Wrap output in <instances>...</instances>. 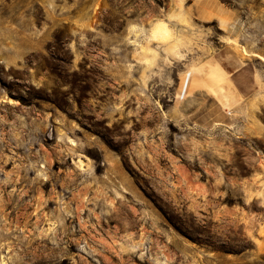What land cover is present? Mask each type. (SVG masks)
<instances>
[{"label": "rangeland", "instance_id": "rangeland-1", "mask_svg": "<svg viewBox=\"0 0 264 264\" xmlns=\"http://www.w3.org/2000/svg\"><path fill=\"white\" fill-rule=\"evenodd\" d=\"M168 14L192 44L182 60L149 41L146 67L133 25ZM251 52L264 55V0H0V261L264 264V63ZM212 60L228 73L216 95L198 74Z\"/></svg>", "mask_w": 264, "mask_h": 264}, {"label": "bare ground", "instance_id": "bare-ground-1", "mask_svg": "<svg viewBox=\"0 0 264 264\" xmlns=\"http://www.w3.org/2000/svg\"><path fill=\"white\" fill-rule=\"evenodd\" d=\"M216 14L217 13H214L213 11H206L205 14H202V16L204 19L208 20V19H212L213 17H216ZM174 16L169 15L167 20L166 19L151 20L149 28H146L143 24L133 25L134 26L133 30L135 31L136 36H134L135 38H133V37L131 38L130 43H131V45H133L135 47L136 56L139 58L138 62L145 65L146 67L147 66L150 67V66H153V64H155V62L159 56V52H158L157 48H153V47L149 46V43H148L149 41L157 42V44L162 43V44H164V46L166 45L165 53H167L169 55H174L178 59H182V60L184 59L183 54L180 51V48L185 49V47H190V45L192 44V41L188 40L186 37L174 35L175 33L173 31L172 26L170 25V22L175 20ZM217 18L221 21L222 24H225V22L227 20V18L222 16L221 14H217ZM184 24L188 28L191 27V25L189 23V18L186 14H184ZM139 35L145 36L146 39H143V40L146 43H144L143 40H139L138 38H136ZM235 43H236V41H235ZM248 52L249 51H247V53ZM249 54L250 55L253 54L254 56L259 58L264 63V55L259 54V53H253V52H251ZM198 74H200L202 77V80H203L202 83H203V87H204L205 91H209L213 95H216V88L223 86L222 84L227 82V80H228V73H227V70L225 69V67L222 66L221 64H217L216 61H213V60L210 62H207L203 67H200L198 69ZM229 89H230V87H229ZM233 93H235V92H233ZM3 101H5L9 104H13V105L18 103V101L16 99H13L12 97L7 96V95L4 96ZM74 126L76 129H79L78 124H75ZM61 135H62V132L60 133V136ZM68 142L71 145H77V142L72 137H69ZM85 159L83 156H81V157H78V159L76 161H74L77 168H79L81 170L85 169V165H86ZM41 167L44 168V167H46V165L41 164ZM44 178H45V175H44ZM3 235L10 236L9 233L8 234L3 233ZM26 241H28V240H25V241L21 240L22 245ZM0 247H2V246H0ZM27 249H28L27 247H24V250L26 251V255L29 254V251H27ZM47 249H48V247L46 246V250ZM52 256L55 257L56 256L55 253L51 252L50 257H52ZM65 258L66 257H63L61 260H65ZM0 264H6L5 260L2 259L0 261Z\"/></svg>", "mask_w": 264, "mask_h": 264}, {"label": "flooded vegetation", "instance_id": "flooded-vegetation-1", "mask_svg": "<svg viewBox=\"0 0 264 264\" xmlns=\"http://www.w3.org/2000/svg\"><path fill=\"white\" fill-rule=\"evenodd\" d=\"M5 189H1V191H3ZM26 195H29V194H26ZM34 197V194H30L29 197ZM30 199V198H29ZM37 220H41V216H37ZM39 245L41 246L40 248V253L37 254V257L35 258H32V262L30 263H36V262H39L40 260H43L44 258H51V259H55L54 256L50 257V254L51 252L55 253V255L57 254L56 252H59V247H58V243H56V246H48V245H45L48 247L47 251H46V248L43 244L39 243Z\"/></svg>", "mask_w": 264, "mask_h": 264}]
</instances>
